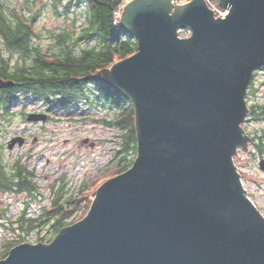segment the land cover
Masks as SVG:
<instances>
[{"label": "water", "instance_id": "obj_1", "mask_svg": "<svg viewBox=\"0 0 264 264\" xmlns=\"http://www.w3.org/2000/svg\"><path fill=\"white\" fill-rule=\"evenodd\" d=\"M217 1L230 7L226 19L205 0L126 6L120 27L138 52L93 79L134 107V165L98 189L82 221L49 244L14 247L0 264H264V215L234 164L251 141L242 125L264 67V0ZM12 87L0 78V90Z\"/></svg>", "mask_w": 264, "mask_h": 264}, {"label": "rangeland", "instance_id": "obj_2", "mask_svg": "<svg viewBox=\"0 0 264 264\" xmlns=\"http://www.w3.org/2000/svg\"><path fill=\"white\" fill-rule=\"evenodd\" d=\"M67 2L68 0H62L58 3L61 12L65 10ZM53 3L52 0H0V5L4 4L21 17L35 18L38 15L34 29L41 33V39L38 38L34 44L40 46L46 54L59 50L53 46L52 32L57 33L63 29L76 37L86 26L84 3L80 6L73 4L69 13L63 15L56 14ZM187 36L189 33L182 32V38ZM81 45L90 47L92 42H82ZM15 61L13 57V62ZM119 62L121 61L116 63ZM255 77V89L262 97L264 69L258 70ZM87 93V98L62 106L58 102L46 104L20 92L10 115L6 118L0 116V155L2 163L7 166L8 175H13V167L20 163L33 173L32 181L36 186L34 191L23 193L0 189V261L3 260V253L9 244L16 241L21 244H46L59 233L57 228L61 224V214L55 220L51 216L50 222L40 228L36 226L37 228L28 233L21 231L18 223L24 211L27 210L30 219L41 220L45 209L53 211V201L60 194V202L66 204L71 196H77L81 187L90 182L89 186L92 187L90 186L87 200L83 202L80 210L65 220L68 227L87 216L97 190L105 182L121 175L118 171V157L124 153L119 151L123 148L122 137L125 132L104 121L116 120L123 109L117 107L113 98L108 97L95 82L90 83ZM129 105L133 106L129 101L125 107L128 108ZM25 113L49 114L51 120L48 123H29ZM250 130L257 137L256 140L264 138V121L254 122L250 125ZM13 137L26 138L27 143L10 150L7 146ZM134 145L137 147V142ZM250 147L249 149L248 145V150L238 151L234 164L238 167L250 200L264 215V170L260 166L264 161V144L261 150ZM124 155L128 157L127 161L135 160L137 151L130 149L122 156Z\"/></svg>", "mask_w": 264, "mask_h": 264}, {"label": "trees", "instance_id": "obj_3", "mask_svg": "<svg viewBox=\"0 0 264 264\" xmlns=\"http://www.w3.org/2000/svg\"><path fill=\"white\" fill-rule=\"evenodd\" d=\"M52 1L57 15L69 13L73 4L80 6L84 3L86 26L76 37L75 34L63 29L57 33L52 32L53 46L59 50L51 54L43 53L42 48L34 44L38 38L41 39V33L34 29L38 15L35 18L21 17L17 12L5 7L4 4L0 5V78L15 83V87L0 90V116L6 118L10 115L13 103L19 98L20 92L37 100H55L60 105L66 106L82 98H87L90 83L95 82L108 97L113 98L117 107L123 109L116 120L104 121L125 132L122 137L123 148L119 153L124 152L123 154H125L130 149L136 152L134 108L130 105L128 108L125 107L129 99L115 88L93 79V76L100 70L110 68L116 62L125 60L137 52L138 45L133 35L115 26L114 12L117 10L120 0H68L63 12L60 11L58 5L62 0ZM27 4L31 10L29 1ZM82 42H92V46L85 48L81 45ZM50 47L52 48V46ZM11 52L19 55L20 60L26 58L23 61L24 65L18 70L10 68L8 56ZM18 66L20 65L18 64ZM122 155L118 157L120 174L128 171L135 161L131 159V161H127L128 157ZM13 170V175H8L7 166L2 163L0 155V189L17 193L34 191L36 187L32 181L33 173H30L27 167L20 163H17ZM89 183L81 187L77 196H71L66 204L60 202L62 198V194H60L53 201V211L45 209L41 220L26 219V216L23 215L18 223L19 229L28 233L49 223L51 216L54 217L61 213V224L57 228V231H60L67 226L65 220L80 210L83 202L87 200L92 187V185L89 186ZM38 222L39 225H37ZM40 222L43 224L41 225ZM20 243V241H16L9 244L2 259H5L9 252Z\"/></svg>", "mask_w": 264, "mask_h": 264}, {"label": "flooded vegetation", "instance_id": "obj_4", "mask_svg": "<svg viewBox=\"0 0 264 264\" xmlns=\"http://www.w3.org/2000/svg\"><path fill=\"white\" fill-rule=\"evenodd\" d=\"M15 55L16 54L11 52V53H9V56H8L10 58L11 70H15V69L18 70L19 68H21V66L24 65L23 61H25V59H26V58L25 59L21 58V60H20L19 55H16V56ZM13 57L16 60L15 62H13ZM18 64L20 66H18ZM42 102H45L46 104H53L55 102V100L54 101H52V100L42 101ZM247 102H248V106L250 109V114L248 116L246 123L244 124L245 125L244 129L246 130L247 135L251 138V141L249 144V149L251 148L250 146H252V147H256L257 149L261 150V148H262L261 146H263V144H264V138H261L260 140L259 139L256 140L257 137L254 136V133H252L250 130V125L253 124L254 122L264 121V95L261 97L259 91L255 89V81H253L252 86L249 89L248 96H247ZM69 104H67V105H69ZM50 120H51L50 115L48 114V122ZM26 143H27V139H26ZM58 217H59V214L54 216L52 219L55 220ZM40 224H41V222H40Z\"/></svg>", "mask_w": 264, "mask_h": 264}, {"label": "built area", "instance_id": "obj_5", "mask_svg": "<svg viewBox=\"0 0 264 264\" xmlns=\"http://www.w3.org/2000/svg\"><path fill=\"white\" fill-rule=\"evenodd\" d=\"M114 1H118V0H114ZM133 0H120V6H118L117 10L114 12V18L116 21V25L118 24L121 16H122V12H123V8L124 6L131 2ZM173 4H184L187 2H190L192 0H171ZM208 3V6L210 7V9H212V11L214 12L215 16L217 18H226L229 14L227 9L221 8L216 6L213 2H211L210 0H206Z\"/></svg>", "mask_w": 264, "mask_h": 264}]
</instances>
